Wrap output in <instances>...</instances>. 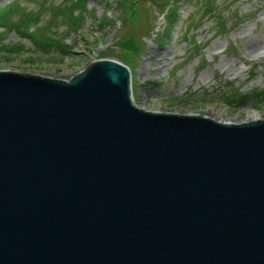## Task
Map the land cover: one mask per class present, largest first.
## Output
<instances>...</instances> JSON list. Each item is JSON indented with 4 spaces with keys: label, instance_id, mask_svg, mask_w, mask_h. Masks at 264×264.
Returning <instances> with one entry per match:
<instances>
[{
    "label": "water",
    "instance_id": "obj_1",
    "mask_svg": "<svg viewBox=\"0 0 264 264\" xmlns=\"http://www.w3.org/2000/svg\"><path fill=\"white\" fill-rule=\"evenodd\" d=\"M129 74L0 69V264H264V117L146 110Z\"/></svg>",
    "mask_w": 264,
    "mask_h": 264
},
{
    "label": "rangeland",
    "instance_id": "obj_2",
    "mask_svg": "<svg viewBox=\"0 0 264 264\" xmlns=\"http://www.w3.org/2000/svg\"><path fill=\"white\" fill-rule=\"evenodd\" d=\"M156 1L163 5L84 0L72 25L64 14L50 20L68 0H0V8L16 2L19 13L16 25L0 23V69L68 81L91 60L109 58L129 68L133 102L143 109L233 123L263 118L264 0H175L170 21Z\"/></svg>",
    "mask_w": 264,
    "mask_h": 264
},
{
    "label": "trees",
    "instance_id": "obj_3",
    "mask_svg": "<svg viewBox=\"0 0 264 264\" xmlns=\"http://www.w3.org/2000/svg\"><path fill=\"white\" fill-rule=\"evenodd\" d=\"M68 1H69L68 5H65L66 3L62 2L61 4L55 5L51 9V10H53V11H51V15H50V17L52 18V19L50 18L51 22L59 23L60 22L59 15L64 14L66 16V20H68L69 23H71L72 25L77 24V21L80 19L81 14L76 13V10L79 9L80 7L82 8V5H83L82 3H83L84 0H68ZM153 1L155 3V0H153ZM174 1L175 0H163V5H161V6L159 4L162 1L161 2L160 1L159 2L156 1L157 5H158L157 8L160 11L164 12L165 17L169 21L176 14V8L173 5ZM120 4H122L121 7L125 6V4L123 2H120ZM165 7H167V9ZM15 8L18 9L16 2H12V3L8 4L7 6H5L3 8H0V23H1L2 26H4V27L11 26L12 27L13 25H16V23H17L16 21L17 20H15V21L11 20L12 15H15L17 17L19 15V13H17L18 10H14ZM129 8H131V6H129ZM133 12L134 11H132L131 16L134 15ZM123 13H125V12H123ZM54 20H56V21H54ZM21 22L24 23L23 18L22 19L20 18L18 20L19 24ZM52 24L55 25L56 23H52ZM25 28L27 29V26H25ZM38 28H40V30L43 31V26L42 25H41V27H38ZM148 29H149V27H148ZM24 33H26L27 36H29V37H31L33 39L35 38L32 33H27V32H24ZM2 35H3V33L0 32V39H1ZM39 42L49 43V41L45 40V39H39ZM133 42L135 43V41H133ZM127 46L129 47V49L133 48L134 53H136V51H135L136 47L134 45H132V42H130V44H127ZM13 48H15V47H12V50H18V49H13ZM262 100H264V98Z\"/></svg>",
    "mask_w": 264,
    "mask_h": 264
},
{
    "label": "bare ground",
    "instance_id": "obj_4",
    "mask_svg": "<svg viewBox=\"0 0 264 264\" xmlns=\"http://www.w3.org/2000/svg\"><path fill=\"white\" fill-rule=\"evenodd\" d=\"M148 57H149V55H148ZM158 57L162 59V58H163V54L160 53V54L158 55Z\"/></svg>",
    "mask_w": 264,
    "mask_h": 264
}]
</instances>
